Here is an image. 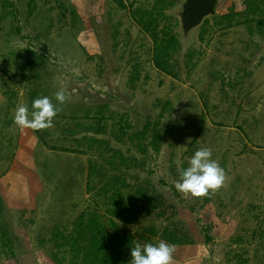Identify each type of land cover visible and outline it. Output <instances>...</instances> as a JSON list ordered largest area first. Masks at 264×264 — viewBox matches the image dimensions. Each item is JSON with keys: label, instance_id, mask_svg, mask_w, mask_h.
<instances>
[{"label": "rangeland", "instance_id": "374dc122", "mask_svg": "<svg viewBox=\"0 0 264 264\" xmlns=\"http://www.w3.org/2000/svg\"><path fill=\"white\" fill-rule=\"evenodd\" d=\"M187 1L0 0V264H55L54 254L72 264L78 221L110 219L116 186L142 208L134 223L114 216L133 246L168 229L182 240L172 264H264V3L225 27L244 0H217L186 27ZM158 2L165 15L147 16L150 28L181 41L174 75L155 67L152 30L136 21ZM42 96L59 109L52 125L17 126V106ZM148 124L159 150L135 139ZM201 147L225 180L185 195L175 182ZM149 226L158 236L147 241Z\"/></svg>", "mask_w": 264, "mask_h": 264}, {"label": "trees", "instance_id": "16d2710c", "mask_svg": "<svg viewBox=\"0 0 264 264\" xmlns=\"http://www.w3.org/2000/svg\"><path fill=\"white\" fill-rule=\"evenodd\" d=\"M263 3L264 0H244L243 5L245 6L241 10H237V8L232 5L229 12L223 17L227 20L225 27L233 25L235 17L240 16L244 12L251 14L263 13ZM121 5L124 8L126 7L124 3ZM136 12L140 15L136 20L137 23L147 31L151 29L150 25L154 24L151 17L147 16L150 15L153 18L154 13L157 14V17L165 15V6H161L160 2H158L152 9L142 10L141 8H137ZM246 21L248 22V20ZM263 21V18L258 20L259 23H263ZM172 28L167 25L164 26L162 30L164 34L163 37L159 36L157 25L151 29L155 44L152 59L156 68L167 74L174 75V66L171 59L174 53L181 49V41L176 32L174 33V31L171 30ZM202 28L204 29V26ZM258 32L264 34V28L259 26ZM188 55L190 57L191 54L188 53ZM135 136V139L139 140L142 151H147L150 147L154 150L160 149V133L158 129L152 131L150 124ZM149 137L150 140L148 142L147 139ZM95 168L96 165H94V169ZM119 180L120 178L117 177L115 179L116 183ZM104 189L108 191V188L105 187ZM113 192H115L114 197L116 198V204L111 212L113 216L110 219L105 217L101 218L96 212H91L84 229L80 228L83 223V216L78 221V235L75 238L71 237L66 243L68 246H71V251L74 252L72 264H120L123 254L134 245L135 234L122 228V226L116 222L114 216L121 217L128 223H134L141 214L142 208L140 205L129 202V200L125 198L120 187L116 186ZM151 198L154 199L155 197ZM139 234L141 238L150 241L158 236V231L154 226H149L143 228ZM162 234V240L173 246L182 242L181 238L176 233L168 229H164ZM3 245L5 246L0 239V249ZM65 258L66 257H63V259L59 258L57 254H54L53 262L55 264H64Z\"/></svg>", "mask_w": 264, "mask_h": 264}, {"label": "clouds", "instance_id": "9594fccd", "mask_svg": "<svg viewBox=\"0 0 264 264\" xmlns=\"http://www.w3.org/2000/svg\"><path fill=\"white\" fill-rule=\"evenodd\" d=\"M55 99L61 104L64 103V92H56ZM58 110L49 97L42 96L32 101L31 111L27 104L18 105L13 119L21 128L39 130L52 125ZM224 180V170L212 159L211 149L201 147L192 154L188 167L180 171L175 188L185 195L200 197L208 194L209 190L219 189ZM174 250L173 245L163 240L156 243H137L131 247L130 264H172Z\"/></svg>", "mask_w": 264, "mask_h": 264}, {"label": "water", "instance_id": "95a60500", "mask_svg": "<svg viewBox=\"0 0 264 264\" xmlns=\"http://www.w3.org/2000/svg\"><path fill=\"white\" fill-rule=\"evenodd\" d=\"M217 0H188L184 23L186 27L197 24L202 17L214 11Z\"/></svg>", "mask_w": 264, "mask_h": 264}]
</instances>
